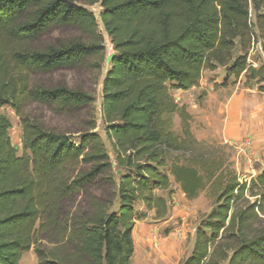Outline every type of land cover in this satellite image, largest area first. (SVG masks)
<instances>
[{
    "label": "trees",
    "instance_id": "1",
    "mask_svg": "<svg viewBox=\"0 0 264 264\" xmlns=\"http://www.w3.org/2000/svg\"><path fill=\"white\" fill-rule=\"evenodd\" d=\"M96 2L114 50L101 84L104 139L93 93L34 80L75 66L100 71L103 36L82 5ZM53 25L89 41L34 46ZM258 41L264 52V0H0V108L19 117L23 150L0 112V264H19L30 248L38 264H131L135 204L164 213L167 200L154 190L169 189L170 177L188 199L205 191L214 203L179 264H264V166L240 179L224 149L195 138L168 86L188 90L217 66L226 79L261 83L264 65L248 62ZM29 103L68 117L70 127L38 121Z\"/></svg>",
    "mask_w": 264,
    "mask_h": 264
},
{
    "label": "rangeland",
    "instance_id": "2",
    "mask_svg": "<svg viewBox=\"0 0 264 264\" xmlns=\"http://www.w3.org/2000/svg\"><path fill=\"white\" fill-rule=\"evenodd\" d=\"M82 5L93 13L97 22L96 31L103 36L104 59L100 71L95 73L90 67L75 66L35 76L34 80L50 86L66 83L70 87H81L93 93L97 117L95 130L104 139L99 113L101 84L114 50L99 18L102 10L100 3ZM250 16L254 19L251 7ZM72 39L89 41L84 32L73 26L53 25L33 45L44 48ZM238 53L237 49L235 54ZM248 62L256 68L264 65V52L259 46L250 49ZM168 86L175 101L179 105H185L191 114L190 128L196 139L210 147L224 149L240 179L249 181L261 171L264 166V80L257 84L245 74L238 79L233 76L226 79L225 68L217 66L212 71H204L199 84L188 90L175 89L170 83ZM0 112L11 122V143L17 149V154L21 155L23 150L19 117L7 105L1 107ZM25 112L60 130L68 129L72 122L68 117L56 114L50 107L32 103L25 106ZM171 123L174 133L181 135L178 114L171 115ZM119 173L113 168L112 174L116 182ZM170 179L169 189L154 190L155 195L167 200L164 213L156 216L155 210H148L141 201L135 204L134 214L137 219L133 229L137 232V237L133 239L134 254L131 264H179L190 255L196 228L213 208V199L205 191L194 199H188L173 178ZM143 233L146 234V241H143ZM19 264H38L33 248L22 254Z\"/></svg>",
    "mask_w": 264,
    "mask_h": 264
},
{
    "label": "bare ground",
    "instance_id": "3",
    "mask_svg": "<svg viewBox=\"0 0 264 264\" xmlns=\"http://www.w3.org/2000/svg\"><path fill=\"white\" fill-rule=\"evenodd\" d=\"M144 231H145V229H144ZM144 235H142L143 236V241H146L145 240V236H146V234L145 233H143ZM148 234V233H147ZM132 237H133V239H135L136 237H137V232H135V230L133 229V232H132ZM142 241V240H141ZM141 243V242H140Z\"/></svg>",
    "mask_w": 264,
    "mask_h": 264
},
{
    "label": "built area",
    "instance_id": "4",
    "mask_svg": "<svg viewBox=\"0 0 264 264\" xmlns=\"http://www.w3.org/2000/svg\"><path fill=\"white\" fill-rule=\"evenodd\" d=\"M254 46H259L260 48H261V44H260V41H258V42H256V43H253V46L252 47H254ZM262 49V48H261Z\"/></svg>",
    "mask_w": 264,
    "mask_h": 264
},
{
    "label": "crops",
    "instance_id": "5",
    "mask_svg": "<svg viewBox=\"0 0 264 264\" xmlns=\"http://www.w3.org/2000/svg\"><path fill=\"white\" fill-rule=\"evenodd\" d=\"M258 173H259V172H258ZM258 173H257V174H258Z\"/></svg>",
    "mask_w": 264,
    "mask_h": 264
}]
</instances>
